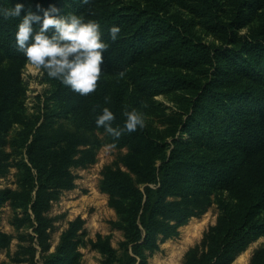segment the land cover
Returning <instances> with one entry per match:
<instances>
[{"label":"trees","instance_id":"obj_1","mask_svg":"<svg viewBox=\"0 0 264 264\" xmlns=\"http://www.w3.org/2000/svg\"><path fill=\"white\" fill-rule=\"evenodd\" d=\"M97 1L0 0V8L23 2L22 17L27 10L42 13L55 4L60 15L77 14L85 20H97L102 38L109 45L102 64L107 73L125 72L141 90L160 85L194 94L188 118L178 123L173 133L179 134L169 144L157 140L144 127L125 131L119 137L110 134L114 143L130 147L126 165L139 179L136 184L128 173L110 167L104 172L102 188L110 195V203L125 216L126 232L122 245L126 258H118L108 240L97 244L108 255L105 264H147L146 251L158 247V235L176 234L186 219L198 213L199 195L237 179L242 212L233 217L230 207L223 205L226 228L211 258V264H230L250 234L264 231V220L259 218L264 210V158L261 163L247 162L249 152L264 150V37L238 36L233 30L263 9L264 0H231L236 11L228 22L220 18L222 0H191L186 4L213 31L226 36L220 46L205 42L179 15H166L162 0H148L150 8L129 4L101 10L94 9ZM21 17L0 16V49L18 62L14 67L0 69V174L8 167L3 136L20 96V67L27 59L15 38ZM113 24L120 26L116 40L109 35ZM202 67L207 72L205 80L190 73ZM55 80L54 95L79 125L106 130L96 124V119L108 107L115 113L113 126H124L125 113L131 111L133 101L125 97L121 81L99 79L94 91L82 95ZM27 123L18 142L26 146L31 163L27 165L28 178L37 181L33 185L37 186L36 196L30 202L41 224V211L52 199L48 189L72 187L68 168L86 164L92 158L80 155L78 146L84 142L78 133L46 135L29 130ZM241 167L240 176L237 171ZM12 197L11 189H0V206ZM81 223L78 219L70 223L57 250L44 264H79ZM9 242L10 235L0 230V248ZM252 264H264V255L256 256Z\"/></svg>","mask_w":264,"mask_h":264},{"label":"rangeland","instance_id":"obj_2","mask_svg":"<svg viewBox=\"0 0 264 264\" xmlns=\"http://www.w3.org/2000/svg\"><path fill=\"white\" fill-rule=\"evenodd\" d=\"M162 1L166 15H179L189 21L194 33L205 42L222 45L226 36L220 31H213L204 18L190 12L186 4L191 0ZM222 3L220 18L228 22L236 11L235 5L231 0H222ZM129 4L151 7L148 0H98L94 9ZM233 30L238 36L263 38L264 8L255 12L242 27H234ZM17 63L4 49H0V69L14 67ZM20 69L21 92L11 110V122L2 142V149L9 156L7 170L0 174V189H11L13 197L0 206V230L10 235L8 246L0 248V264H44L57 250L64 231L76 219L82 220L78 231L82 240L78 248L82 253L79 264H105L108 255L97 246L105 240L116 249L118 258H126L122 246L126 241L125 216L110 203V195L102 188V181L106 168L110 167L128 173L137 184L138 175L126 165L130 147L114 143L106 130L79 125L73 113L63 108L54 95L56 80L45 69L37 68L28 59ZM190 73L200 80H205L207 76L203 67ZM100 79L110 83L121 81L126 89L125 97L132 98L131 110L142 114L144 129L157 140L169 144L178 136L179 131L173 132L181 120L188 118L187 113L194 100L191 91L160 85L141 90L127 73L111 74L103 67ZM27 122L30 123L29 130H38L46 135L66 131L78 133L84 142L78 146L80 155L92 158L86 164H74L68 168L73 178L72 187L48 189L52 199L48 207L41 211V224L30 202L36 196L37 186L33 185L37 181L28 178L27 167L31 163L26 146L18 142L21 140L20 133L27 128ZM194 146L198 149V145ZM263 158L264 150L249 152L247 162L256 160L261 163ZM242 167L237 171L240 176L243 175ZM33 172L36 174L34 168ZM249 173L256 174L254 171ZM235 182L211 188L207 195H199L196 204L198 213L186 219L176 234L158 235V247L154 251H146L147 264H211L212 254L226 228L223 205L230 207L233 217L242 212ZM259 218L264 220V210ZM259 255H264V231L250 234L245 246L236 252L230 264H252Z\"/></svg>","mask_w":264,"mask_h":264},{"label":"clouds","instance_id":"obj_3","mask_svg":"<svg viewBox=\"0 0 264 264\" xmlns=\"http://www.w3.org/2000/svg\"><path fill=\"white\" fill-rule=\"evenodd\" d=\"M22 9L24 3L18 2L14 7L0 8V16L21 17ZM59 11L55 4L44 8L42 13L27 10L16 27V44L32 65L45 69L50 77L59 79L72 90L88 94L97 88L104 52L109 45L102 38L97 20H85L77 14L60 15ZM119 33V25L109 28L112 40H116ZM125 115L124 126L114 127L115 113L104 107L96 124L115 137L144 126L142 114L135 109Z\"/></svg>","mask_w":264,"mask_h":264}]
</instances>
